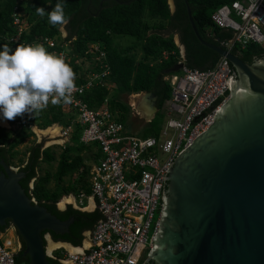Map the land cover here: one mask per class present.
I'll return each instance as SVG.
<instances>
[{
  "label": "trees",
  "instance_id": "16d2710c",
  "mask_svg": "<svg viewBox=\"0 0 264 264\" xmlns=\"http://www.w3.org/2000/svg\"><path fill=\"white\" fill-rule=\"evenodd\" d=\"M234 1L237 0H174L175 11L172 12L169 0H63L65 16L68 18V37L63 39L61 25H51L47 17L57 0H0V50L5 44L14 51L20 44L34 42L43 43L49 52L57 54L67 50L71 56L67 63L76 74L77 85L89 82L93 74H102L107 66L109 74L94 81L93 87L85 92L84 101L92 109H108L115 114L117 122L126 126L124 121L128 120L130 112L120 96L152 93L158 99L159 111L147 125L143 137H158L166 121L163 107L172 93L171 85L165 80L167 71L183 61L191 69L208 70L221 60L217 52L198 39L189 20L188 6L201 38L226 48L224 44L234 39V32L217 26L212 16L222 6L231 5ZM40 7L45 9L44 17L36 13L35 9ZM15 12L27 21V29L20 34L17 42L13 41L18 35L13 23ZM166 32L179 34L185 50L184 58L173 35L166 37ZM117 36H129L135 41L122 46L115 43ZM45 39L55 41V45L50 47L44 42ZM66 42H70L69 48H66ZM94 46H98V49ZM138 49L141 51L140 56L136 52ZM231 52L243 62L252 64L264 57V44L235 42ZM88 62H92L94 68L84 69ZM71 117L72 112L61 104L49 106L36 118L27 113L16 117L10 121L13 126L11 130L0 127V161L10 167H16L15 161H18L19 171L25 174L20 185L30 199H35L37 204L61 221L74 219L67 233H51L53 240L79 246L84 239L83 234L94 229L102 214L99 209L85 212L73 206L61 211L58 202L63 196H78L82 191L91 194V166L86 161L87 158L96 161L102 157L99 146L82 144V129L76 126L70 140L71 144L76 145L67 144L58 157L52 147L42 150V145H34L29 148V156L25 160L19 158L18 149L34 136L30 126L46 129L60 124L67 127ZM19 122L21 125L17 126ZM94 146L97 151L86 157L84 153L91 152ZM56 161L58 165L54 173L48 171L39 174L42 164ZM2 172H5V168L0 163V174ZM53 182L54 187L51 186ZM10 224L8 221L6 227H0V233L7 230ZM47 233L50 232L43 231L41 234L45 246ZM21 242L22 248L16 255V261L30 264L22 238ZM61 254L56 252L48 261L51 264H63L60 261Z\"/></svg>",
  "mask_w": 264,
  "mask_h": 264
},
{
  "label": "water",
  "instance_id": "95a60500",
  "mask_svg": "<svg viewBox=\"0 0 264 264\" xmlns=\"http://www.w3.org/2000/svg\"><path fill=\"white\" fill-rule=\"evenodd\" d=\"M188 15L200 42L226 58L240 79L227 80L231 99L167 171L164 196L177 164L150 251L153 264H264V58L247 64L204 41L189 6ZM181 53L185 56L184 48ZM184 65L178 63L167 74ZM0 163L5 168L0 174V226L11 222L25 242L30 264H51L42 232L67 233L74 219L61 221L30 199L20 185L25 174Z\"/></svg>",
  "mask_w": 264,
  "mask_h": 264
},
{
  "label": "built area",
  "instance_id": "2783aa9c",
  "mask_svg": "<svg viewBox=\"0 0 264 264\" xmlns=\"http://www.w3.org/2000/svg\"><path fill=\"white\" fill-rule=\"evenodd\" d=\"M13 17L18 30L13 41L17 42L26 28L19 13L15 12ZM212 19L220 28L234 32V39L224 44L228 51L235 42L264 44V0L234 1L215 11ZM44 42L50 47L55 45L49 39ZM60 54L68 60L65 51ZM108 74L106 66V71L93 74L86 84H76L73 102L61 103L75 116L70 125L61 130V135L70 139L79 126L81 143L97 144L102 153L90 173L91 194L97 200L102 218L91 232L88 251L64 252L61 259L64 264L145 263L160 229L167 171L177 157L214 124L216 112L232 93L227 80L236 82V72L226 58L208 70L185 65L178 73L166 77L172 93L163 107L165 128L158 137H140L127 133L125 126L117 122L108 109L95 110L84 101L83 96L94 81ZM170 133L174 137L171 138ZM160 155L163 161L159 160ZM77 198L79 206L83 207L87 194L82 191ZM21 248L14 228L0 233V264H25L16 261Z\"/></svg>",
  "mask_w": 264,
  "mask_h": 264
},
{
  "label": "clouds",
  "instance_id": "9594fccd",
  "mask_svg": "<svg viewBox=\"0 0 264 264\" xmlns=\"http://www.w3.org/2000/svg\"><path fill=\"white\" fill-rule=\"evenodd\" d=\"M64 7L63 0H57L54 8L47 13L48 22L51 25L63 26L68 23ZM35 10L40 17L46 15L45 9L42 7ZM23 22L27 29V21L23 19ZM70 42L65 43L66 48L70 46ZM94 48L98 49V46H94ZM65 52L67 53V50ZM182 57L184 58L183 54ZM69 58L68 56V60ZM67 61H65L62 54L49 52L43 43L20 44L14 51L5 44L3 49L0 50V115H2L3 119L10 123L16 117L23 116L26 113L36 118L43 110L49 107V103L52 105H59L61 103L71 104L73 102V93L76 90V74ZM176 73L167 74L166 77ZM72 116L71 121L75 118L73 113ZM18 125H21V122ZM33 126L35 125L30 126L31 130ZM52 126L61 127V130L66 128L60 124ZM2 128L11 130L13 126L10 124L8 127ZM70 140L71 138L67 143ZM45 149L47 148H43L42 150ZM12 168L17 171L20 170L19 167ZM34 182L35 179L31 183L32 189ZM16 233L18 232L16 231ZM18 236L21 241L20 235Z\"/></svg>",
  "mask_w": 264,
  "mask_h": 264
},
{
  "label": "rangeland",
  "instance_id": "374dc122",
  "mask_svg": "<svg viewBox=\"0 0 264 264\" xmlns=\"http://www.w3.org/2000/svg\"><path fill=\"white\" fill-rule=\"evenodd\" d=\"M169 3H170V5H171V9L174 11V9H175V7H174V2H173V0H169ZM25 26V25H24ZM60 30H61V35H62V37L65 39V38H67L68 37V33H67V24L66 25H63V26H61V28H60ZM167 34H166V37H170L171 35H173V37H174V40H175V42L177 43V45L180 47V49L181 50H183V45L181 44V40H180V36H179V34H172V33H168V32H166ZM114 41H115V43L116 44H121L122 46H125V45H128V44H131L132 42H134L135 40L132 38V37H129V36H117V37H115V39H114ZM97 47V46H96ZM67 48H69V47H67ZM137 53H138V55L140 56L141 55V51H140V49H138L137 51H136ZM182 54H184V53H182ZM66 55H67V59H68V56L69 57H71L70 56V53H68V51H67V53H66ZM70 59V58H69ZM87 65L84 67V69L85 68H94V66H93V63L92 62H88V63H86ZM125 95V94H124ZM141 93H134V94H126L125 96H120V98H121V101L125 104V105H127L128 107H129V111H130V117H131V121L132 122H134V124H136V123H139V119H137L138 117H135V116H133L134 115V110H130V108H131V106H130V103L131 102H133V101H135V100H137V99H139L140 97H141ZM230 97H231V95H230ZM229 97V99H231ZM228 99V100H229ZM227 100V101H228ZM6 122H7V125H2L1 123H0V127H8V125H10V123H9V121H7L6 120ZM126 124V126H125V130L127 131V133H129V134H136V135H138V134H141V133H134L133 132V126L131 125V123L129 122V116H128V120H125L124 121ZM165 123H166V121H165ZM165 125V124H164ZM164 125H163V127H162V129H164L165 127H164ZM147 127V126H146ZM146 127L144 126L143 127V129H142V131L143 132H145V130H146ZM55 128H57L58 129V132H57V134H53L52 132H53V130H55ZM32 132L35 134L33 137H31L29 140H27L23 145H21L18 149H19V158H23V159H25V160H27V157H28V154H29V148L30 147H32V146H34V145H39V144H41L42 146H43V148H48V147H52L53 148V150H54V152L56 153L55 155H56V157H58L59 155H60V153L63 151V148L65 147V144L68 142V140L69 139H66L65 137H63L62 135H61V127L59 128V127H54V126H51V128L49 127V128H46V129H40L38 126H33V128H32ZM53 134V135H52ZM138 136H141V135H138ZM170 137L172 138V137H174L173 136V134H171L170 133ZM72 141V140H71ZM81 141V140H80ZM68 144V145H67ZM66 145L67 146H75V145H73V144H71L70 142L69 143H67ZM92 145H94V144H92ZM91 145V146H92ZM95 147V146H94ZM42 148V149H43ZM93 148V147H92ZM89 153L91 154V156H92V154L93 153H91V152H86V153H84V155H86V157L89 155ZM159 160L160 161H163V156L162 155H160L159 156ZM86 163H87V165H89V166H92L93 164H95L94 163V160H93V158L92 159H90V160H88V158H87V161H86ZM15 164H16V167H18L19 166V163H18V161L16 160L15 161ZM57 165H58V163H57V161L56 162H53L52 164H46V163H44V164H42L41 165V167H40V172H39V174L40 175H42V174H44V173H46V172H51V173H54L55 171H56V168H57ZM51 186L52 187H54V182L51 184ZM64 199L65 198H62V199H60V201L58 202V205L60 206V208H64V206H63V204L66 202V201H69V199H66L65 201H64ZM157 218V217H156ZM48 247L50 248V245H48Z\"/></svg>",
  "mask_w": 264,
  "mask_h": 264
},
{
  "label": "crops",
  "instance_id": "0c3cea01",
  "mask_svg": "<svg viewBox=\"0 0 264 264\" xmlns=\"http://www.w3.org/2000/svg\"><path fill=\"white\" fill-rule=\"evenodd\" d=\"M141 94L142 95L139 99L130 103V106H131L130 110L132 109L135 112L133 116L138 117L137 119H139L140 121H139V123L134 124V122L131 121V117L129 115V122L133 126L132 127L133 132L134 133H141L138 135H141L140 137H143V131H142L143 127L144 126L146 127L149 123H151L155 119L159 110H157V112H155V109H154V104L157 103L158 99L157 100L153 99L152 96H150V94H147V93H141ZM125 95H122V97ZM157 106H158V103H157ZM134 135H136V134H134ZM96 151H97L96 147H93L91 150L92 153H94ZM89 155H91V154L89 153ZM98 160H96V161L94 160V163H97ZM90 184H91V182H90ZM62 198H65L64 201L66 199H69V201H66L63 204L64 208L63 209L61 208L60 209L61 211L66 210L68 206H73L74 208L80 209V210L85 211V212H94V211L98 210L97 200L92 196V194L87 195V198L84 201L83 207L79 206L78 198L74 194L63 196ZM32 200L35 201V199H32ZM49 232H51V231H49ZM51 233H54V232H51ZM83 235H84V239H83L82 243L79 246H73L72 244L70 245V243H67V242L54 241L53 238L50 236V234H47L45 236V241L47 243L46 247L50 251V257H53L54 254H56V252H59V253H62L64 251L69 252V253L87 252L91 246V231H86ZM48 245H50V248L48 247ZM72 250H73V252H72Z\"/></svg>",
  "mask_w": 264,
  "mask_h": 264
},
{
  "label": "flooded vegetation",
  "instance_id": "af4514ba",
  "mask_svg": "<svg viewBox=\"0 0 264 264\" xmlns=\"http://www.w3.org/2000/svg\"><path fill=\"white\" fill-rule=\"evenodd\" d=\"M175 7V6H174ZM264 58V57H263ZM258 60V59H257ZM256 60V61H257ZM260 60V59H259ZM255 61V62H256ZM255 62H253L252 64H254ZM251 64V65H252ZM236 72V81H239L240 79V75H239V72L238 71H235ZM147 94H151V93H147ZM29 156V155H28ZM176 166L177 164L173 167V172L176 170ZM173 172L169 174V177H168V183H167V188L165 190V196H164V199H163V207H162V210H163V214H164V211L167 207V201L169 200V198L171 197V194H170V191H171V186H172V180H173ZM163 216V215H162ZM162 222V221H161ZM162 225V224H161ZM161 225H160V228H161ZM1 227V226H0ZM3 227H6V226H3ZM8 229L10 228H13V226L9 225L7 227ZM160 231V230H159ZM5 232V231H4ZM2 232V233H4ZM159 233V232H158ZM47 234H50V236L52 237V234L51 232L50 233H47ZM46 234V235H47ZM53 238V237H52ZM155 261V259L153 258L152 256V252L150 253V255L148 256L147 258V261L144 263V264H153Z\"/></svg>",
  "mask_w": 264,
  "mask_h": 264
},
{
  "label": "bare ground",
  "instance_id": "6f19581e",
  "mask_svg": "<svg viewBox=\"0 0 264 264\" xmlns=\"http://www.w3.org/2000/svg\"><path fill=\"white\" fill-rule=\"evenodd\" d=\"M0 123L2 124V125H7V122H6V120H4L3 119V117H2V115H0ZM57 132H58V129L57 128H55V130H53V134H57ZM52 134V135H53ZM72 252H73V250H72Z\"/></svg>",
  "mask_w": 264,
  "mask_h": 264
}]
</instances>
